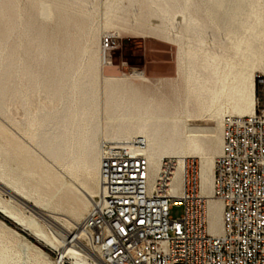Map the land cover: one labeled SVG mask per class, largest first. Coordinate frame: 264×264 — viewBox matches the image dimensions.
<instances>
[{"label":"bare ground","instance_id":"bare-ground-1","mask_svg":"<svg viewBox=\"0 0 264 264\" xmlns=\"http://www.w3.org/2000/svg\"><path fill=\"white\" fill-rule=\"evenodd\" d=\"M123 1L131 0H104V22L122 13ZM143 1L149 27L175 47L176 77L156 89L143 77L105 74L120 36L104 33L112 45L103 48L94 15L82 9L90 0H0V115L26 137L21 142L0 124V186L8 192L4 199L0 191V217L55 256L0 220V264H103L96 236L105 225L93 209L104 141H143L151 183L161 162L175 159L171 193L187 161L197 160L208 232L221 234L222 205L211 184L222 119L257 111L264 0ZM126 33L148 35L142 27ZM13 110L21 111L19 120ZM199 120L211 124L191 123Z\"/></svg>","mask_w":264,"mask_h":264},{"label":"built area","instance_id":"built-area-1","mask_svg":"<svg viewBox=\"0 0 264 264\" xmlns=\"http://www.w3.org/2000/svg\"><path fill=\"white\" fill-rule=\"evenodd\" d=\"M110 37L102 38L109 49ZM252 116H224L211 196L222 205V232H208L198 166L189 159L169 190L176 160L164 159L152 183L144 142L101 144L100 193L94 214L104 222L103 264H264V87ZM183 208L178 219L169 211Z\"/></svg>","mask_w":264,"mask_h":264},{"label":"rangeland","instance_id":"rangeland-1","mask_svg":"<svg viewBox=\"0 0 264 264\" xmlns=\"http://www.w3.org/2000/svg\"><path fill=\"white\" fill-rule=\"evenodd\" d=\"M90 1L91 2H89V4H86V6H84L82 9L83 10L87 9V11H91L92 16L94 15V19H95L94 29L97 32L99 41L100 38H102V36L106 34V32L107 33L113 32L120 36V39L116 40L115 48L112 51L110 50L107 54V60L111 63V66L105 69L104 72L106 75L109 76L126 75V76L138 77V78L143 77L145 79L144 81L149 83V87L151 89L160 88L161 83L165 79H170V80L175 79L176 77V66L174 60L175 47L167 44V42L164 39H162L161 34L155 33L154 30H152L149 27L148 21L150 17L149 15L145 14L146 5L143 0H135L136 3H135V7L133 8H132V2L134 0L121 2L120 4L121 7L119 8V10L122 13L120 14L118 12L114 14L112 20L111 21L108 20L107 22H104V17H102L103 10H101V6L103 9L104 0L103 1L90 0ZM115 2H117V0H115ZM138 27H142L143 31L148 33V35H146L144 39L135 38L126 33L127 29L138 28ZM254 83H255L254 86H255L256 102H261L262 91L264 87V78L257 74ZM12 113L13 116L16 118V120H19L22 114L20 110L17 111L13 110ZM0 120H1L0 124L3 125L5 129L8 130V132L12 136H14V138H16L21 142H24V140H26V137L23 136L18 131V128L13 124H11L8 120H6L5 117L0 115ZM191 123H196L197 125H201V126H206L211 124V122L206 120L192 121ZM16 132H18L17 135ZM19 134L20 137L24 138V139L22 138L23 140L19 137ZM104 142H108V141H104ZM195 161L196 163H198L197 160ZM60 170L62 171V169ZM83 176L84 175L82 174V172L78 173L79 179H83L84 178ZM68 179H71L73 182H76L78 184V181L76 179L74 180L73 177L69 176ZM85 186L90 187V182L88 181V179H85ZM2 196L4 199H7V196L4 193H2ZM16 206L19 209H23V207L18 204H16ZM56 212L63 213L61 211H56ZM182 213H183L182 206L175 205L169 211V216L172 219H178L182 215ZM12 226L13 227L11 226L9 227L14 229L19 234H21L25 239L29 240L28 238L30 237L27 234L18 230L14 225ZM4 232L7 236H9V238H11L13 244L18 243V239L15 236H12L9 232H6V230ZM101 236L99 234V237L98 235L96 237L97 239L98 238L100 239ZM80 242L90 247L91 242L88 240V238H83L81 239ZM32 243L37 245L51 258L55 257L54 253L42 247L41 245L37 244L35 241Z\"/></svg>","mask_w":264,"mask_h":264},{"label":"water","instance_id":"water-1","mask_svg":"<svg viewBox=\"0 0 264 264\" xmlns=\"http://www.w3.org/2000/svg\"><path fill=\"white\" fill-rule=\"evenodd\" d=\"M0 191L1 192H5V193H8V192H6L1 186H0ZM12 197H14V196H12ZM15 199H17V201H19L22 205H25L26 207H28V208H31L30 206H28V205H26L25 203H23L21 200H19L18 198H16V197H14Z\"/></svg>","mask_w":264,"mask_h":264},{"label":"trees","instance_id":"trees-1","mask_svg":"<svg viewBox=\"0 0 264 264\" xmlns=\"http://www.w3.org/2000/svg\"><path fill=\"white\" fill-rule=\"evenodd\" d=\"M1 220H3L6 224H8L9 226L13 227L9 222L5 221L4 219H2L0 217ZM20 232V231H19ZM21 233V232H20ZM28 238V237H27ZM30 241L34 242L32 239L28 238Z\"/></svg>","mask_w":264,"mask_h":264}]
</instances>
